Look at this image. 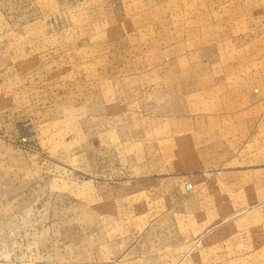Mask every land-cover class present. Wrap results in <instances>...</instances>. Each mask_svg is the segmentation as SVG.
<instances>
[{
	"label": "rangeland",
	"instance_id": "rangeland-1",
	"mask_svg": "<svg viewBox=\"0 0 264 264\" xmlns=\"http://www.w3.org/2000/svg\"><path fill=\"white\" fill-rule=\"evenodd\" d=\"M263 21L264 0H0V264H264L252 163L153 161L157 91L195 59L253 56Z\"/></svg>",
	"mask_w": 264,
	"mask_h": 264
},
{
	"label": "crops",
	"instance_id": "crops-1",
	"mask_svg": "<svg viewBox=\"0 0 264 264\" xmlns=\"http://www.w3.org/2000/svg\"><path fill=\"white\" fill-rule=\"evenodd\" d=\"M231 35L233 40L225 35L224 41L241 44L242 38ZM218 36L206 37L203 43L220 44ZM193 47L198 49L197 44ZM252 54L195 59L188 63L185 77H174L178 84L157 91L155 104L167 109L153 157L159 177L201 170L218 171L213 176L219 177L240 176V164L250 162L247 176L253 178V189L264 188V21L253 24Z\"/></svg>",
	"mask_w": 264,
	"mask_h": 264
},
{
	"label": "built area",
	"instance_id": "built-area-1",
	"mask_svg": "<svg viewBox=\"0 0 264 264\" xmlns=\"http://www.w3.org/2000/svg\"><path fill=\"white\" fill-rule=\"evenodd\" d=\"M186 191H191L192 190V185H185Z\"/></svg>",
	"mask_w": 264,
	"mask_h": 264
}]
</instances>
